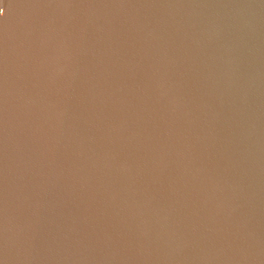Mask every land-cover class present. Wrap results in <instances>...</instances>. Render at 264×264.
<instances>
[{
    "label": "water",
    "instance_id": "obj_1",
    "mask_svg": "<svg viewBox=\"0 0 264 264\" xmlns=\"http://www.w3.org/2000/svg\"><path fill=\"white\" fill-rule=\"evenodd\" d=\"M0 264H264V0H0Z\"/></svg>",
    "mask_w": 264,
    "mask_h": 264
}]
</instances>
